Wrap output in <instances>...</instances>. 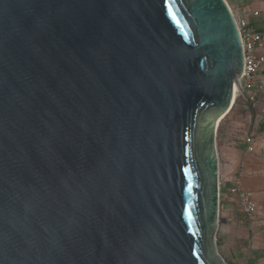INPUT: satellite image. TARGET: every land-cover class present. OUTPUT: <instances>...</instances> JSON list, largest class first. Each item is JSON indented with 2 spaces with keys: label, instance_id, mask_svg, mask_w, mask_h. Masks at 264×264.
Wrapping results in <instances>:
<instances>
[{
  "label": "water",
  "instance_id": "water-1",
  "mask_svg": "<svg viewBox=\"0 0 264 264\" xmlns=\"http://www.w3.org/2000/svg\"><path fill=\"white\" fill-rule=\"evenodd\" d=\"M226 0H0V264H226Z\"/></svg>",
  "mask_w": 264,
  "mask_h": 264
},
{
  "label": "crops",
  "instance_id": "crops-1",
  "mask_svg": "<svg viewBox=\"0 0 264 264\" xmlns=\"http://www.w3.org/2000/svg\"><path fill=\"white\" fill-rule=\"evenodd\" d=\"M226 1L232 12L245 18L253 29L264 30V0ZM243 6L248 9L245 13L241 12ZM252 11H258V15L253 16ZM258 98L251 106L246 102L243 105L250 112L248 122H241L235 116L225 119L230 117L229 111L219 121L216 132L219 158V224L216 242L226 264L264 262V104L256 105ZM237 105L234 103L231 108H237ZM246 134L255 136L256 144L252 152L246 151L243 142ZM236 179L240 187L249 191L257 201L258 213L253 217L244 215L239 210L236 197L229 193Z\"/></svg>",
  "mask_w": 264,
  "mask_h": 264
},
{
  "label": "built area",
  "instance_id": "built-area-1",
  "mask_svg": "<svg viewBox=\"0 0 264 264\" xmlns=\"http://www.w3.org/2000/svg\"><path fill=\"white\" fill-rule=\"evenodd\" d=\"M248 9L241 8L245 13ZM253 16L258 15V11H252ZM239 30L243 49V68L237 81L244 92L248 106H251L260 94H264V30L253 29L247 20L234 14ZM235 99L240 96L237 87L234 85ZM241 97V96H240ZM242 98V97H241ZM246 105V108L248 107ZM246 151L252 152L255 148L256 139L252 134L244 137ZM239 180L236 179L229 188V193L234 195L238 201L239 210L248 217H253L258 213V204L253 195L240 187ZM261 264H264L262 262Z\"/></svg>",
  "mask_w": 264,
  "mask_h": 264
},
{
  "label": "rangeland",
  "instance_id": "rangeland-1",
  "mask_svg": "<svg viewBox=\"0 0 264 264\" xmlns=\"http://www.w3.org/2000/svg\"><path fill=\"white\" fill-rule=\"evenodd\" d=\"M237 15V14H236ZM262 99H264V94H260V96H259V98H258V102H256V105H258V104H264V102H262ZM236 103L235 104H238L237 105V108H233L232 110H231V113H230V117H225V119L226 118H232V117H234L235 116V118H237L239 121H241V122H245V121H249L250 120V118H249V111L247 110V109H244L243 108V105H244V103H245V101L240 97V96H237V98H236ZM261 101V102H260ZM234 105V104H233ZM232 105V106H233ZM240 105H242V107H238V106H240ZM233 119V118H232ZM221 127L219 128V130L221 131Z\"/></svg>",
  "mask_w": 264,
  "mask_h": 264
},
{
  "label": "bare ground",
  "instance_id": "bare-ground-1",
  "mask_svg": "<svg viewBox=\"0 0 264 264\" xmlns=\"http://www.w3.org/2000/svg\"><path fill=\"white\" fill-rule=\"evenodd\" d=\"M235 100H236V99H235V92H234V94H233V104H234ZM233 104H232V105H233Z\"/></svg>",
  "mask_w": 264,
  "mask_h": 264
},
{
  "label": "trees",
  "instance_id": "trees-1",
  "mask_svg": "<svg viewBox=\"0 0 264 264\" xmlns=\"http://www.w3.org/2000/svg\"><path fill=\"white\" fill-rule=\"evenodd\" d=\"M235 103H236V101H235ZM231 110H232V108H231ZM231 110H230V111H231ZM217 244H218V242H217Z\"/></svg>",
  "mask_w": 264,
  "mask_h": 264
}]
</instances>
